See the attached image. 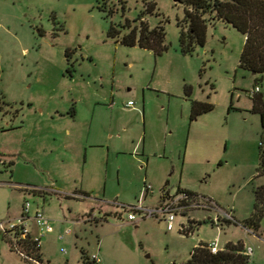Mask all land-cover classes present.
Wrapping results in <instances>:
<instances>
[{"label": "rangeland", "instance_id": "1", "mask_svg": "<svg viewBox=\"0 0 264 264\" xmlns=\"http://www.w3.org/2000/svg\"><path fill=\"white\" fill-rule=\"evenodd\" d=\"M143 1L0 0V225L16 222L24 202L30 216L43 209L52 228L41 240L44 264H83L94 254L101 264H181L215 240L242 242L250 264H264L260 237L212 224L247 219L253 188L264 183L255 179L264 128L248 96L257 87L264 100V75L238 67L244 37L209 16L204 47L182 54L184 6L175 0H155L143 17L163 27L162 55L108 38L111 24L139 25ZM193 101L213 111L190 121ZM178 188L197 201L172 231L161 217L127 220L123 208H156ZM80 191L91 197L76 198ZM188 218L194 228L185 235L179 225ZM27 262L0 229V264Z\"/></svg>", "mask_w": 264, "mask_h": 264}, {"label": "trees", "instance_id": "2", "mask_svg": "<svg viewBox=\"0 0 264 264\" xmlns=\"http://www.w3.org/2000/svg\"><path fill=\"white\" fill-rule=\"evenodd\" d=\"M143 2L145 9L135 20L139 23L138 26L132 27L129 20H126L124 26L121 27L111 24L107 36L111 39H117L116 42H119L122 46L138 47L153 52L155 56H160L167 51V46L164 44V29L161 26L150 29L147 23L143 21L144 16L152 15L156 3L155 0H144ZM179 2L184 6L182 23L186 27L184 30L181 24L178 23V27L181 28L179 45L182 54L191 55L195 46L204 47L207 29L205 17L209 16L231 26L244 37L238 67L251 72L253 75L260 77L264 75V0H180ZM99 9L105 12V8ZM111 14L112 11H109L108 15ZM116 27L127 31V33L120 37L121 31L117 30ZM65 57L66 59L69 58L68 51L65 52ZM184 90L186 94H189L190 88L185 86ZM212 111V105L193 101L190 107V121H195L198 117ZM252 112L260 116L264 128V100L261 96L256 95L252 99ZM262 144H264V141H261L259 145V168L256 171L255 179L264 178V158L261 155ZM176 194H183L189 200L197 201L194 195L187 190L178 188ZM253 194V210L247 219L237 222L231 216V220H223V223L227 226L239 224L243 229L264 241V233L260 232V225L264 218V183L255 186ZM75 195L80 196L81 199L91 197L90 193L81 191ZM192 224L190 222L189 230L185 235L193 230ZM3 239L10 251L16 253L24 261L42 262L40 250L36 249L30 241L19 243L17 252L4 236ZM244 251L245 247L242 242H228L221 251L212 254L207 244L200 243L192 250L189 259L181 264H250V259L244 255ZM83 264L93 263L89 261L88 257H85Z\"/></svg>", "mask_w": 264, "mask_h": 264}, {"label": "built area", "instance_id": "3", "mask_svg": "<svg viewBox=\"0 0 264 264\" xmlns=\"http://www.w3.org/2000/svg\"><path fill=\"white\" fill-rule=\"evenodd\" d=\"M259 94V89L256 87L251 92H248V96L253 99L256 95ZM133 106L132 102H129L127 104L128 108H131ZM261 155L264 158V144L261 145ZM151 190L150 187L145 188V195L149 193ZM32 192H38V190H31ZM192 200H189L185 195L183 194H177L174 197L173 201L168 202L167 200L163 202L161 206H157L153 209H147L143 208L141 205L138 208H128L127 210L123 208V211L127 212V220L129 222H137V219H145V218H158L161 217V219L166 223L167 230L172 231L174 229V221L177 218V216L185 217L187 215H184V212L189 206V202ZM197 208L202 210H209L212 209V204L210 203H202V204H196ZM30 204L28 202H24L21 209V214L17 218L16 222L10 223L8 222L5 225H0V229L3 231V236L8 240L10 245L14 248L15 251L18 252L19 243L30 241L31 244L34 245L36 249H41V240L42 238L51 232V225L49 223V220L46 218L43 209L37 208L35 209L34 213L30 216L29 213ZM220 217H216L212 220V224L215 226H220L221 222L223 220H231V216L228 215L226 217H222L221 220ZM190 218L187 220V226H184L183 224L179 225V232L181 233H187L190 226ZM32 225V226H31ZM32 227L37 230V232L34 234L32 233ZM194 227V226H193ZM71 234L70 230H67L64 235H61L58 239L63 240L65 236H68ZM30 238V240H28ZM208 249L212 254H216L217 252L221 251L223 248H220L219 243L217 240L212 241L210 243H207ZM65 254L66 252L63 251ZM253 254V251L251 248L246 247L244 251V255L247 256L250 259L251 262V256ZM21 255V254H20ZM23 257V255H21ZM32 264H44L43 262H37L34 260H30ZM89 261L93 264H101V260L97 256V254H94L89 257Z\"/></svg>", "mask_w": 264, "mask_h": 264}, {"label": "crops", "instance_id": "4", "mask_svg": "<svg viewBox=\"0 0 264 264\" xmlns=\"http://www.w3.org/2000/svg\"><path fill=\"white\" fill-rule=\"evenodd\" d=\"M262 184V183H261ZM76 198H78L77 196H75ZM79 198H81L80 196H79ZM221 248V247H220Z\"/></svg>", "mask_w": 264, "mask_h": 264}, {"label": "water", "instance_id": "5", "mask_svg": "<svg viewBox=\"0 0 264 264\" xmlns=\"http://www.w3.org/2000/svg\"><path fill=\"white\" fill-rule=\"evenodd\" d=\"M180 0H175V2H179Z\"/></svg>", "mask_w": 264, "mask_h": 264}]
</instances>
